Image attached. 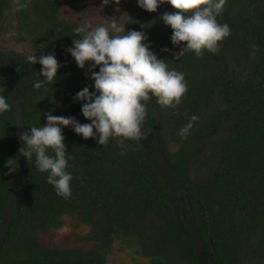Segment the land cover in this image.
<instances>
[{"label": "trees", "instance_id": "1", "mask_svg": "<svg viewBox=\"0 0 264 264\" xmlns=\"http://www.w3.org/2000/svg\"><path fill=\"white\" fill-rule=\"evenodd\" d=\"M156 12L135 4L125 30L141 31ZM7 13L34 50L53 54L63 64L53 84L34 89L32 82L44 79L38 73L42 66L15 52L6 54L0 46V53L19 72L26 129L46 123L44 113L49 111L90 123L74 96L94 82L86 77L88 65L79 68L67 52L78 36L73 25L60 18L61 4L30 0L27 8L18 10L15 0H5L0 40ZM217 19L230 26L231 34L219 42V52L205 50L199 58L186 51L175 60L173 54L186 42L174 46L173 30L163 21L156 26L149 37L151 50L185 75L188 88L174 107L165 108L152 96L147 112L171 168L189 191L197 225L217 264H264V0H227ZM0 95L11 105L0 114L1 225L11 197L17 143L15 110L2 63ZM193 116L198 119L192 121ZM189 122L193 126L182 138L180 130ZM64 135L72 195L58 196L35 158L25 159L24 197L0 264H108L117 240L136 241L149 264H199L192 244L179 230L169 189L139 139L124 140L121 149L122 138H110L104 147L71 128H65ZM65 218L90 227L86 240L92 248L43 244L41 236L63 227Z\"/></svg>", "mask_w": 264, "mask_h": 264}, {"label": "clouds", "instance_id": "2", "mask_svg": "<svg viewBox=\"0 0 264 264\" xmlns=\"http://www.w3.org/2000/svg\"><path fill=\"white\" fill-rule=\"evenodd\" d=\"M227 0H137L138 6L148 12H156L165 3L178 11L165 12L161 20L173 31L172 44L184 47L174 53L180 60L186 51L194 52L197 58L207 50L213 54L220 51L219 42L231 34L228 24H221L217 17ZM30 0H16L17 9H25ZM105 4L109 0H104ZM119 3V0H116ZM107 25L93 26L90 21L77 26L78 38L67 48L77 66L89 71L86 77L94 83L78 91L74 100L81 103L83 116L90 123H81L75 116H57L51 111L44 113L47 122L42 126H31L20 134V141L26 146L19 153L29 162L35 158L40 172L48 173L47 182L54 186L56 194L64 198L72 195V173L70 155L66 150L64 129L71 128L84 139L93 138L107 147L110 138L124 140L143 138V126L147 119V102L152 96L165 107H174L186 93L188 84L185 75L170 69L165 59L158 58L151 50L152 41L142 31H126L117 20L109 19ZM165 51H170L165 48ZM30 64L39 63L42 68L32 82L34 89H41L46 83L57 80L63 64L55 55H29ZM99 68V71L95 69ZM94 88V90H92ZM11 108L7 97L0 95V114ZM198 117L193 116L192 121ZM189 122L180 130L186 138L192 128ZM10 164L9 166H12Z\"/></svg>", "mask_w": 264, "mask_h": 264}, {"label": "water", "instance_id": "3", "mask_svg": "<svg viewBox=\"0 0 264 264\" xmlns=\"http://www.w3.org/2000/svg\"><path fill=\"white\" fill-rule=\"evenodd\" d=\"M4 6L5 0H0V19ZM172 8L173 6L167 3L159 7L154 17L141 31L145 32L149 38L156 26L162 21L161 16L163 13L170 12ZM0 63L4 66L11 100L15 110L17 128L16 156L12 174L11 197L0 225L1 252L10 234L12 224L18 214L24 197L23 171L26 158L19 153V148L26 145L24 142L20 141L19 136L21 133L27 131V129L24 121V100L17 66L8 56L1 53ZM139 140L169 189L170 205L176 215L179 230L192 244L198 263L217 264L212 250L206 245L203 235L197 225L189 191L181 184V181L171 168L160 141L159 134L152 124L148 112L146 122L143 126V138Z\"/></svg>", "mask_w": 264, "mask_h": 264}, {"label": "rangeland", "instance_id": "4", "mask_svg": "<svg viewBox=\"0 0 264 264\" xmlns=\"http://www.w3.org/2000/svg\"><path fill=\"white\" fill-rule=\"evenodd\" d=\"M57 1L61 4L60 18L71 23L74 28L86 21H90L93 26H98L100 24L107 25L110 23L109 19H115L121 27L126 29L127 14L137 4V0H119V3H116V0H109L108 4H105L104 0ZM2 26L0 46L4 53L15 52L24 57L45 55L41 50H34L29 39L18 34L9 13L2 22ZM64 220L63 227L51 230L41 236L43 244L47 247L61 249L92 248L93 243L86 240L90 233V227L70 218ZM108 264H149V260L144 258L136 241L117 240L108 257Z\"/></svg>", "mask_w": 264, "mask_h": 264}]
</instances>
